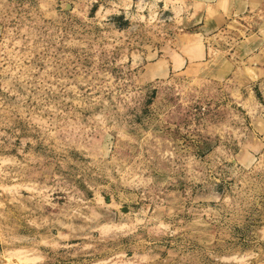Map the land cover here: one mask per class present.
Instances as JSON below:
<instances>
[{
    "label": "rangeland",
    "instance_id": "374dc122",
    "mask_svg": "<svg viewBox=\"0 0 264 264\" xmlns=\"http://www.w3.org/2000/svg\"><path fill=\"white\" fill-rule=\"evenodd\" d=\"M188 2L0 0V264H264V98Z\"/></svg>",
    "mask_w": 264,
    "mask_h": 264
},
{
    "label": "crops",
    "instance_id": "0c3cea01",
    "mask_svg": "<svg viewBox=\"0 0 264 264\" xmlns=\"http://www.w3.org/2000/svg\"><path fill=\"white\" fill-rule=\"evenodd\" d=\"M188 3L198 8L195 17L193 13L185 19L195 29V37L214 40L231 35L234 30L242 34L235 50L236 58L243 74H247L246 81L252 85L254 97L264 98V0H189ZM199 48L200 58L195 62L207 56V50L202 45Z\"/></svg>",
    "mask_w": 264,
    "mask_h": 264
}]
</instances>
